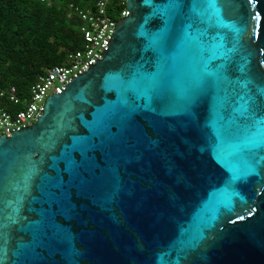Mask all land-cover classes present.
<instances>
[{
  "label": "water",
  "instance_id": "water-1",
  "mask_svg": "<svg viewBox=\"0 0 264 264\" xmlns=\"http://www.w3.org/2000/svg\"><path fill=\"white\" fill-rule=\"evenodd\" d=\"M127 8L0 137V264H264V0Z\"/></svg>",
  "mask_w": 264,
  "mask_h": 264
},
{
  "label": "trees",
  "instance_id": "trees-1",
  "mask_svg": "<svg viewBox=\"0 0 264 264\" xmlns=\"http://www.w3.org/2000/svg\"><path fill=\"white\" fill-rule=\"evenodd\" d=\"M54 1L0 0V90L15 87L28 98L40 76L82 48L81 23L67 17L68 6L81 2Z\"/></svg>",
  "mask_w": 264,
  "mask_h": 264
},
{
  "label": "built area",
  "instance_id": "built-area-1",
  "mask_svg": "<svg viewBox=\"0 0 264 264\" xmlns=\"http://www.w3.org/2000/svg\"><path fill=\"white\" fill-rule=\"evenodd\" d=\"M49 6L54 0H40ZM67 8L69 19H78L83 46L67 55L64 64L49 68L31 86L29 97L20 98L15 87L0 90V137H11L36 123L51 95H61L76 79L103 60L118 23L130 16L127 0H79Z\"/></svg>",
  "mask_w": 264,
  "mask_h": 264
}]
</instances>
